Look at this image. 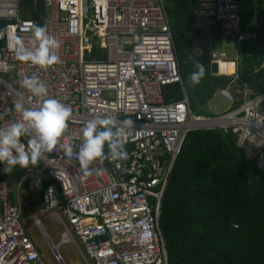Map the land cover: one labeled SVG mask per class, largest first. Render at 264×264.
<instances>
[{
    "label": "built area",
    "instance_id": "2783aa9c",
    "mask_svg": "<svg viewBox=\"0 0 264 264\" xmlns=\"http://www.w3.org/2000/svg\"><path fill=\"white\" fill-rule=\"evenodd\" d=\"M21 1L0 0V127L21 119L17 103L32 108L49 98L70 106L72 116L54 151L25 168L19 182L10 174L0 181V264H44L20 223L24 184L40 204L44 217L35 214L32 221L44 239L49 238L44 218L64 229L57 245L50 240V250L57 246V262L63 263L58 247L66 241L84 264H168L157 226L159 201L188 132L229 130L245 157L264 172V92L250 97L249 87L239 83L238 49L233 60L211 52L213 25L220 27L221 37L238 44L255 40V33L241 29V0H210L206 35L193 31L187 37L188 50L215 67L212 75L229 79L213 98L230 107L215 118L189 110L163 0H27L34 8L25 14L34 13L38 20L22 13ZM34 25L60 41L58 64L41 68L17 58V38L31 48ZM225 66L233 67L232 74H219ZM33 75L47 86L46 97L21 87L20 81ZM172 85L180 87V99L164 104L162 90ZM96 116L131 119L135 127L121 129L128 159L113 161L106 152L85 178L78 149L85 123ZM29 138L21 142L27 145ZM64 145L72 148L71 158Z\"/></svg>",
    "mask_w": 264,
    "mask_h": 264
},
{
    "label": "trees",
    "instance_id": "16d2710c",
    "mask_svg": "<svg viewBox=\"0 0 264 264\" xmlns=\"http://www.w3.org/2000/svg\"><path fill=\"white\" fill-rule=\"evenodd\" d=\"M163 3L189 110L209 117L207 104L229 79L213 76L208 58L187 48L188 34L195 31V0ZM20 7L24 15L38 20L34 13L25 14L34 8L33 1L22 0ZM37 8L41 9L40 2ZM239 14L241 29L255 33V40L235 42L239 50L236 73L254 97L264 92V0H241ZM210 29L221 36L218 25ZM196 61L206 71L200 83L191 86L188 78L197 70ZM180 87L162 90L164 104L180 99ZM236 139L221 129L190 131L184 137L159 201L157 226L168 264H264V172L245 157ZM4 167L0 165V181L9 177ZM13 170L10 175L19 182L25 168Z\"/></svg>",
    "mask_w": 264,
    "mask_h": 264
},
{
    "label": "clouds",
    "instance_id": "9594fccd",
    "mask_svg": "<svg viewBox=\"0 0 264 264\" xmlns=\"http://www.w3.org/2000/svg\"><path fill=\"white\" fill-rule=\"evenodd\" d=\"M32 31L34 39L31 48L25 47L22 39L17 38V58L41 68L58 64L60 58L57 50L60 48V41L49 35L46 27L34 25ZM196 69L188 78L191 86L198 85L205 75V66L197 61ZM20 84L34 97L48 95L47 86L35 75L25 76ZM15 109L20 113L21 119L8 127H0V163L5 164V174L16 166H35L46 153L54 151L64 137L72 116L71 107L55 98L44 99L41 104L32 108L17 103ZM134 127L135 123L131 119L117 122L111 116H96L85 123L78 149V161L85 178L93 174L90 165L98 159L106 158V145L108 156L113 161L128 159V152L121 142V129ZM26 135L30 137L27 145L21 142V138ZM63 147L66 155L71 158L72 148L68 145Z\"/></svg>",
    "mask_w": 264,
    "mask_h": 264
},
{
    "label": "rangeland",
    "instance_id": "374dc122",
    "mask_svg": "<svg viewBox=\"0 0 264 264\" xmlns=\"http://www.w3.org/2000/svg\"><path fill=\"white\" fill-rule=\"evenodd\" d=\"M203 35H206L204 32ZM236 45L235 40L232 38H225L221 36L211 35V52L214 54L224 53L228 60H233L236 56ZM232 66H225L219 69V74H232ZM230 104L220 97H214L206 108V115L215 118L224 114L228 111ZM15 170H12L8 174H14ZM5 174V175H8ZM21 200L24 206L23 212L20 217V223L24 227L27 235L32 240L34 246L41 254L42 261L44 264H84L79 254L77 253L75 246L68 244V242H62L58 247V253L60 254L63 263L57 262L54 259V253L50 250V240L52 244L57 245L61 234L64 231L61 225H57L50 218H44L43 230L49 236L46 240L38 228L35 227L32 221V215L38 214L41 218L44 216L39 213L40 205L39 202L26 193V185L24 184L22 189ZM36 201V202H35ZM74 240H76L74 238ZM56 252V251H55Z\"/></svg>",
    "mask_w": 264,
    "mask_h": 264
},
{
    "label": "crops",
    "instance_id": "0c3cea01",
    "mask_svg": "<svg viewBox=\"0 0 264 264\" xmlns=\"http://www.w3.org/2000/svg\"><path fill=\"white\" fill-rule=\"evenodd\" d=\"M195 32L199 35L207 33L212 21V3L210 0H195ZM211 28V27H210ZM36 202V201H35ZM40 205V204H39Z\"/></svg>",
    "mask_w": 264,
    "mask_h": 264
},
{
    "label": "water",
    "instance_id": "95a60500",
    "mask_svg": "<svg viewBox=\"0 0 264 264\" xmlns=\"http://www.w3.org/2000/svg\"><path fill=\"white\" fill-rule=\"evenodd\" d=\"M211 73L214 75L216 73L215 67H211Z\"/></svg>",
    "mask_w": 264,
    "mask_h": 264
},
{
    "label": "bare ground",
    "instance_id": "6f19581e",
    "mask_svg": "<svg viewBox=\"0 0 264 264\" xmlns=\"http://www.w3.org/2000/svg\"><path fill=\"white\" fill-rule=\"evenodd\" d=\"M233 71V70H232ZM232 71H231V73H232ZM64 238H66V237H64ZM54 251H56L57 250V246H54L53 248H52Z\"/></svg>",
    "mask_w": 264,
    "mask_h": 264
}]
</instances>
